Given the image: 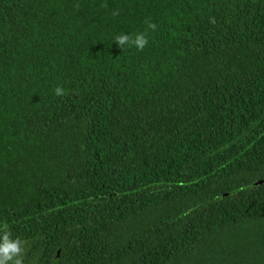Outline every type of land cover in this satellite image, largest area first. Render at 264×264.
<instances>
[{
  "label": "trees",
  "instance_id": "obj_1",
  "mask_svg": "<svg viewBox=\"0 0 264 264\" xmlns=\"http://www.w3.org/2000/svg\"><path fill=\"white\" fill-rule=\"evenodd\" d=\"M261 180L264 0H0L23 264H264Z\"/></svg>",
  "mask_w": 264,
  "mask_h": 264
},
{
  "label": "clouds",
  "instance_id": "obj_2",
  "mask_svg": "<svg viewBox=\"0 0 264 264\" xmlns=\"http://www.w3.org/2000/svg\"><path fill=\"white\" fill-rule=\"evenodd\" d=\"M107 7V4L102 5ZM113 16L119 15L118 11L112 13ZM211 22H215L214 19ZM147 29L156 30V24L150 20L145 21ZM147 29L143 33H137L134 36L120 34L115 37L117 45L125 50L126 47H135L138 51H143L148 45ZM57 97L64 96L65 90L57 86L54 89ZM24 241L20 238H13L7 222L0 225V264H23Z\"/></svg>",
  "mask_w": 264,
  "mask_h": 264
},
{
  "label": "water",
  "instance_id": "obj_3",
  "mask_svg": "<svg viewBox=\"0 0 264 264\" xmlns=\"http://www.w3.org/2000/svg\"><path fill=\"white\" fill-rule=\"evenodd\" d=\"M261 184H264V180H261V181H258L256 182L254 185L255 186H258V185H261ZM60 254V251H58V255Z\"/></svg>",
  "mask_w": 264,
  "mask_h": 264
}]
</instances>
